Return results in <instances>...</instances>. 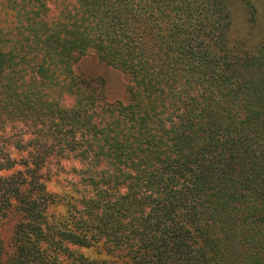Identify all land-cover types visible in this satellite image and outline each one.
I'll list each match as a JSON object with an SVG mask.
<instances>
[{
  "label": "trees",
  "instance_id": "1",
  "mask_svg": "<svg viewBox=\"0 0 264 264\" xmlns=\"http://www.w3.org/2000/svg\"><path fill=\"white\" fill-rule=\"evenodd\" d=\"M240 9L0 0V227L18 216L0 264H264V28ZM69 160L75 191L51 189Z\"/></svg>",
  "mask_w": 264,
  "mask_h": 264
},
{
  "label": "rangeland",
  "instance_id": "2",
  "mask_svg": "<svg viewBox=\"0 0 264 264\" xmlns=\"http://www.w3.org/2000/svg\"><path fill=\"white\" fill-rule=\"evenodd\" d=\"M230 1L235 9L234 11H236L237 17L239 19H242L243 12L242 9H240V2L242 0H230ZM252 1L261 9L260 22H263L261 24L263 25L264 28V0H252ZM77 68L84 74L85 77H88L89 79H93V80L100 79L102 80L101 82L105 83L107 98L110 102L122 101L124 103H129L128 82L121 71L106 65L95 55H89L82 58L81 61H79V63L77 64ZM60 103L62 102L60 101ZM69 103H70V99L67 98L65 104L68 105ZM62 105L64 104L62 103ZM19 128H22L24 132L26 131V128L24 126L23 127L19 126ZM9 129L12 130L10 131V133L14 132L15 136L16 134L17 135L20 134L19 130H15L12 128ZM12 151L14 152V150ZM63 164L65 166V171L64 172L60 171L58 177L53 178L50 188L55 191H62V190L64 191V189H66V191L68 192L75 191V188H71L70 186L72 185L73 182L79 181L80 171L83 169V166L78 161L73 162L72 160L64 161ZM62 176H67L68 179L65 180L64 178H62ZM77 190L81 191V189L79 188H77ZM17 218L18 216H14L12 217V219L10 220L8 219L9 221L6 224H4L2 227H0V236L2 237L4 244L6 246L5 250L7 254L10 252V246L12 240L11 237L13 235L14 226H16L18 222ZM71 248L73 251L79 254L78 257H80L81 255L82 257H87L91 259L101 258L98 255L99 251L93 248H83V247L81 248L74 246Z\"/></svg>",
  "mask_w": 264,
  "mask_h": 264
}]
</instances>
